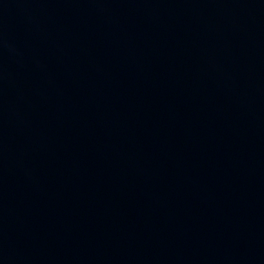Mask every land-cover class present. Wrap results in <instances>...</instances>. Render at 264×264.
Here are the masks:
<instances>
[{"label":"water","instance_id":"water-1","mask_svg":"<svg viewBox=\"0 0 264 264\" xmlns=\"http://www.w3.org/2000/svg\"><path fill=\"white\" fill-rule=\"evenodd\" d=\"M0 264H264V0H0Z\"/></svg>","mask_w":264,"mask_h":264}]
</instances>
